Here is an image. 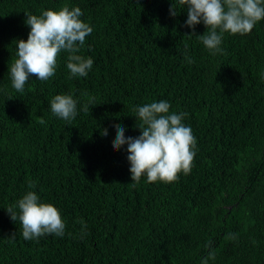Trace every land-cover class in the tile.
I'll return each instance as SVG.
<instances>
[{
    "label": "trees",
    "instance_id": "16d2710c",
    "mask_svg": "<svg viewBox=\"0 0 264 264\" xmlns=\"http://www.w3.org/2000/svg\"><path fill=\"white\" fill-rule=\"evenodd\" d=\"M171 3L0 0V264H202L210 251L208 264H264V20L248 35L225 33L222 54L211 56L187 36L186 7L172 18ZM64 6L93 28L76 53L93 59L91 70L69 78L61 52L53 77L16 92L8 72L30 32L25 13ZM67 94L78 100L71 123L50 110ZM159 101L187 113L193 166L177 182L143 176L133 186L127 146L113 149L116 128L138 137L135 109ZM28 191L60 211L63 237L23 238L5 209Z\"/></svg>",
    "mask_w": 264,
    "mask_h": 264
},
{
    "label": "clouds",
    "instance_id": "9594fccd",
    "mask_svg": "<svg viewBox=\"0 0 264 264\" xmlns=\"http://www.w3.org/2000/svg\"><path fill=\"white\" fill-rule=\"evenodd\" d=\"M177 5L186 7L187 20L185 27L192 29L189 37L196 36L211 56L222 54V39L225 33L230 35H248L255 25L264 20V0H176L171 3L170 16H178ZM79 7L69 10L64 6L59 11L42 10V14L25 13L26 25L30 27L27 41H16L17 59L9 68L12 88L23 93L29 79L35 77L40 81H48L56 73L57 61L61 52H66V67L70 77H86L93 66V59L77 55L85 44L86 37L93 28L83 22ZM203 24L206 32L197 36L195 28ZM187 50V46H185ZM187 63L195 61L185 56ZM83 95L87 96V93ZM95 98L88 96L87 103L82 107L85 114ZM78 100L72 94L56 95L50 104L52 114L71 123L78 115ZM170 104L167 101L152 102L138 106L135 111L139 123H136L141 134L138 137H125V128H116L113 149L119 151L125 145L130 163L131 181L138 184L143 176L148 183L157 181L171 184L179 180V174L191 172L196 155V138L190 127L182 121L187 113L169 114ZM45 123L43 119L40 121ZM103 136L108 135L107 129ZM35 182L29 181V189L35 188ZM6 212L11 221L19 220L22 236L25 240H39L46 235L63 237L65 222L60 211L52 204L41 203L34 191H28L15 204L10 205ZM18 210V211H17ZM82 224V236L86 234ZM15 239V233L10 237ZM229 239H236L229 234ZM210 247V245H209ZM215 259V252L210 251L202 264Z\"/></svg>",
    "mask_w": 264,
    "mask_h": 264
}]
</instances>
